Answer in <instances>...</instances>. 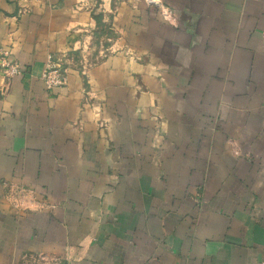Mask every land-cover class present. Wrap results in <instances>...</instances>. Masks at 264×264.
I'll return each instance as SVG.
<instances>
[{
	"label": "crops",
	"instance_id": "crops-1",
	"mask_svg": "<svg viewBox=\"0 0 264 264\" xmlns=\"http://www.w3.org/2000/svg\"><path fill=\"white\" fill-rule=\"evenodd\" d=\"M0 52V264H264V0H0Z\"/></svg>",
	"mask_w": 264,
	"mask_h": 264
},
{
	"label": "built area",
	"instance_id": "built-area-1",
	"mask_svg": "<svg viewBox=\"0 0 264 264\" xmlns=\"http://www.w3.org/2000/svg\"><path fill=\"white\" fill-rule=\"evenodd\" d=\"M66 68L62 61H53L48 58L45 70L41 75L46 89L51 90L66 85ZM0 73L6 83L20 74V67L17 62L10 60L9 54L0 52Z\"/></svg>",
	"mask_w": 264,
	"mask_h": 264
}]
</instances>
